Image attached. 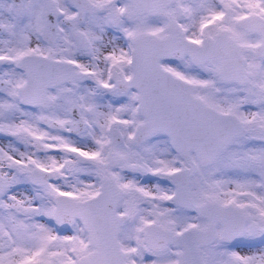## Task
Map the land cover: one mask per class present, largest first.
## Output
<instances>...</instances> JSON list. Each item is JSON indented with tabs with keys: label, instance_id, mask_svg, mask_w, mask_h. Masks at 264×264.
Listing matches in <instances>:
<instances>
[{
	"label": "snow or ice",
	"instance_id": "snow-or-ice-1",
	"mask_svg": "<svg viewBox=\"0 0 264 264\" xmlns=\"http://www.w3.org/2000/svg\"><path fill=\"white\" fill-rule=\"evenodd\" d=\"M0 264H264V0H0Z\"/></svg>",
	"mask_w": 264,
	"mask_h": 264
}]
</instances>
